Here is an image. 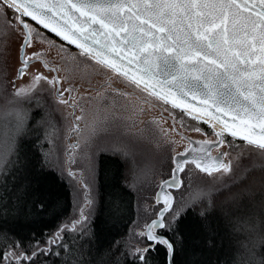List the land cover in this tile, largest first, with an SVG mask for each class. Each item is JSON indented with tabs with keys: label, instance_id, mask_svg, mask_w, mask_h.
Listing matches in <instances>:
<instances>
[{
	"label": "snow or ice",
	"instance_id": "obj_1",
	"mask_svg": "<svg viewBox=\"0 0 264 264\" xmlns=\"http://www.w3.org/2000/svg\"><path fill=\"white\" fill-rule=\"evenodd\" d=\"M37 37L55 59H42L49 53L36 49ZM0 57V187L7 193L0 195V264H157L160 250L163 264H176L181 226L191 217L201 232L213 218L226 229L251 225L232 264H264V164L240 167L245 154L264 161V0H0ZM33 61L48 74L30 73ZM80 81L94 95H80ZM155 104L207 124L213 138L202 133L178 152L163 128L146 137L139 117ZM66 132L71 151L55 161L78 211L53 231L26 236L23 228L47 206L27 202L20 141L43 140L38 162L49 167ZM101 155L123 164L127 188L151 191L133 227L107 243L92 226Z\"/></svg>",
	"mask_w": 264,
	"mask_h": 264
},
{
	"label": "trees",
	"instance_id": "obj_2",
	"mask_svg": "<svg viewBox=\"0 0 264 264\" xmlns=\"http://www.w3.org/2000/svg\"><path fill=\"white\" fill-rule=\"evenodd\" d=\"M176 110L181 112L180 109ZM237 141L241 143L240 140ZM42 142L43 140L35 144L33 136L25 137L20 141L21 157L27 165L25 175L28 176L30 183L27 202L35 204L36 201H43L47 206L45 212L38 213L34 217V223L23 228L26 236L32 235L33 230L37 235L42 231H53L57 225L66 222L76 213L73 191L68 178L62 176L55 166L41 168L38 162L40 156L38 148ZM253 168L259 169L253 166L249 170ZM96 178L94 187L96 201L92 213V226L97 235L103 234L107 243L113 239H120L121 234L133 227L132 221L136 220L138 215L139 198L137 192L130 190L124 184L123 164L107 155L98 157ZM0 184H3V178H0ZM8 187H11V178H9ZM0 195H7L3 187H0ZM115 203H120L121 206L118 214L114 210ZM196 223V218L191 217L181 226L185 239L182 244H177L176 264H232L234 257L243 255V250L238 252L237 248L238 245L246 243L247 229L251 225H243L242 221V227L236 230L230 227L226 229L223 224L213 218L211 229L201 232L195 227ZM256 226L259 229L258 218ZM213 236L215 247H210V238ZM75 239V236H70L67 242L71 243ZM76 247H80L78 241ZM91 247V255L94 256L96 255L95 244L93 243ZM88 248V242L84 241L85 259L90 258ZM257 251H260L258 245ZM153 256L157 264H163L162 250L153 253ZM53 259L49 258L48 264H52Z\"/></svg>",
	"mask_w": 264,
	"mask_h": 264
},
{
	"label": "rangeland",
	"instance_id": "obj_3",
	"mask_svg": "<svg viewBox=\"0 0 264 264\" xmlns=\"http://www.w3.org/2000/svg\"><path fill=\"white\" fill-rule=\"evenodd\" d=\"M53 38L57 39V42H58V38H55L54 35H53ZM36 40L38 41L36 44V49L44 51L46 53H49V46H48L47 42L40 43L39 37H37ZM73 50H75V49L73 48ZM55 58H56V50L53 48V49H51L49 55L42 58V59H55ZM18 67H19V65L15 62L14 59L9 61V71L14 72L15 69ZM3 69H4L3 58L0 57V71H2ZM37 70L44 72V74H46V75L48 74L47 70L42 67V63H38L36 61H33L32 65L29 68V72L31 73V72H35ZM99 79L100 78L93 79V84H95L97 82V80H99ZM18 82L22 83L23 81H19V79H18ZM77 87L80 88V95H84L85 97H87L90 94L94 95L93 92H90L89 86L86 83H83L82 81L77 83ZM112 87L123 89L124 85L122 83H120V81H113ZM73 96L77 97V94L73 93ZM88 103H89L88 101H85L86 105ZM145 107L147 108V106H145ZM166 107L167 106H164L161 104H155L153 107L148 108V110L139 117V120L143 121V123L139 124L138 126L143 129L144 135L146 137H150V136H154V135H162V133H160V128H163L165 132L170 133V139L176 141V144H174L172 147L175 148V150L178 152H183L184 148L188 146L189 141L186 140L175 129L173 130L172 122H173V117H175L177 129L181 132H184L186 135H188L192 138L200 137L202 139H205L206 138L205 135L202 134L205 132L207 134V138H213L212 134H211V129L208 127L207 124L198 123V121L192 120L188 115H186V114H184V113H182L176 109L171 110V111H166L165 110ZM167 108L170 109L171 107L169 106ZM76 114H78V115L80 114L79 109L76 110ZM154 119L160 121L159 126L157 124L153 123ZM181 120L183 121V125L181 124ZM196 126H199L202 129L201 133H198L194 130V128ZM69 136H70V134L66 132L65 133V139H63L61 141L59 138H57V140H56V147L53 148L54 156H53V164H52L55 167H56L55 156L59 155L62 159L66 160L67 159V153L69 151H71L70 145L72 143H74V138L70 139ZM68 139H69V141H68ZM236 144L239 145L241 143L236 141ZM237 151H239V148H237ZM233 155H235V153H233ZM262 164H264V161H262L256 154H251V155L245 154V156L241 159L240 167H241V170L243 171V170H249L253 166L260 168ZM175 194L177 196H179V193H175ZM193 194H195V192ZM150 195H151V191H149V190H147V191L142 190L139 193H137V196L139 198L138 205L140 206L137 208H138V213L140 215H143L142 207L146 203H148V201L142 200L141 197L150 196ZM77 211L78 210H76V212ZM129 239H130V237H129ZM133 243H135V241H133Z\"/></svg>",
	"mask_w": 264,
	"mask_h": 264
},
{
	"label": "water",
	"instance_id": "obj_4",
	"mask_svg": "<svg viewBox=\"0 0 264 264\" xmlns=\"http://www.w3.org/2000/svg\"><path fill=\"white\" fill-rule=\"evenodd\" d=\"M218 125H219V124H218ZM219 126H220V125H219ZM175 130H176L178 133H180L183 137H186V138L188 139V141H190V140H192V141H196L195 139L186 136V134H185L184 132L179 131V130L177 129V127H175ZM68 141H69V139H68Z\"/></svg>",
	"mask_w": 264,
	"mask_h": 264
},
{
	"label": "flooded vegetation",
	"instance_id": "obj_5",
	"mask_svg": "<svg viewBox=\"0 0 264 264\" xmlns=\"http://www.w3.org/2000/svg\"><path fill=\"white\" fill-rule=\"evenodd\" d=\"M171 107V105H167V107ZM172 124H173V122H172ZM175 127H176V125H175ZM209 127V126H208ZM204 132V131H203ZM205 133V132H204ZM186 136H188V135H186ZM188 137H190V136H188ZM186 140H188L186 137H184ZM190 138H192V137H190ZM193 139H195L196 141L197 140H202V138H200V137H198V138H193Z\"/></svg>",
	"mask_w": 264,
	"mask_h": 264
},
{
	"label": "bare ground",
	"instance_id": "obj_6",
	"mask_svg": "<svg viewBox=\"0 0 264 264\" xmlns=\"http://www.w3.org/2000/svg\"><path fill=\"white\" fill-rule=\"evenodd\" d=\"M216 127H217V130H219L220 126H219L218 124H217V126H216Z\"/></svg>",
	"mask_w": 264,
	"mask_h": 264
}]
</instances>
